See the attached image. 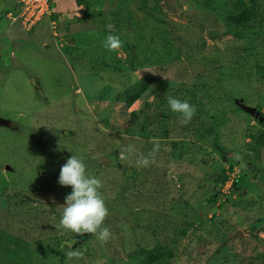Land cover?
<instances>
[{
	"label": "rangeland",
	"instance_id": "obj_1",
	"mask_svg": "<svg viewBox=\"0 0 264 264\" xmlns=\"http://www.w3.org/2000/svg\"><path fill=\"white\" fill-rule=\"evenodd\" d=\"M237 1L51 0L52 15L27 29L13 19L18 1L0 0V86L9 90H0V120L15 129L0 123V227L26 234L38 264H141L134 252L157 243L174 253L160 264H264V145L250 147L264 124L240 105L264 117V0L238 29L228 20ZM109 24L123 42L116 51L103 46ZM142 78L150 87L124 106L118 98ZM177 83L203 96L186 125L167 103ZM7 132L40 141L49 178L26 169L30 149L4 147ZM156 140L155 163L138 167ZM73 153L103 183L106 243L55 227L72 190L58 184L60 168ZM130 179L142 183L133 197L121 193ZM18 190L37 193L24 204L10 198Z\"/></svg>",
	"mask_w": 264,
	"mask_h": 264
},
{
	"label": "clouds",
	"instance_id": "obj_2",
	"mask_svg": "<svg viewBox=\"0 0 264 264\" xmlns=\"http://www.w3.org/2000/svg\"><path fill=\"white\" fill-rule=\"evenodd\" d=\"M18 1V0H17ZM18 7V6H17ZM109 35L103 41V46L109 51H116L123 46L119 35H114V26L107 25ZM167 103L171 111L178 113L180 122L188 124L193 119L197 108L190 104L187 99L181 100L173 96L167 97ZM160 150V142L153 141V147L145 156L140 153L135 161L138 167H149L155 163L156 154ZM124 151L131 152L133 147L127 146ZM58 184L71 186V192L65 196L64 208L57 229H67L76 233L77 236L95 234L101 242L106 243L111 230L104 224L109 215V209L100 192L103 187L101 179L87 174V165L83 156L73 153L61 166ZM66 255L71 258H81L83 253L78 250H70Z\"/></svg>",
	"mask_w": 264,
	"mask_h": 264
},
{
	"label": "trees",
	"instance_id": "obj_3",
	"mask_svg": "<svg viewBox=\"0 0 264 264\" xmlns=\"http://www.w3.org/2000/svg\"><path fill=\"white\" fill-rule=\"evenodd\" d=\"M155 1L160 4V1L162 0ZM241 1L242 5L240 6H238L239 4H241L239 1L234 4L237 11H231L228 14L229 22L235 24L236 29H238V27H240L241 25L248 24L254 16H257L259 11V5L257 0ZM79 5H81L80 2ZM228 31L229 29L226 30V33ZM211 35L216 36L217 33L212 32ZM126 45L128 48L130 46H133L132 44L128 43H126ZM129 60V68L132 69L134 67V61L131 59V55ZM119 67L122 69L125 66L124 64H121ZM212 79L213 78H211L210 80ZM150 84L151 80L149 78H142L125 88L122 92V95L118 99L124 106L129 107L133 103H135V101L139 99L146 90H148ZM196 87L197 85L187 86L184 84L177 83L175 85V88L173 89V97L179 98L181 100L187 99L190 104L196 106L197 112H199L201 111V100L199 99V97L202 98L203 96H197L195 91ZM9 128L15 130L13 125H9ZM32 140L38 146L42 145L40 141L35 139V137H32ZM263 145L264 130H262V133L259 135V137L254 140L250 147L252 151H256L259 150ZM41 147L45 149L47 153V159L52 160L49 159V156L51 157L50 152L46 150L44 146ZM48 160L41 170L42 175L48 171V166L50 162H48ZM141 185L142 183H139L137 179H130V181L127 182L124 181L121 193L130 197L136 196V192H139L141 190ZM36 193L37 192H34L32 190H18L13 195H11L10 198H19L22 203L28 204L31 202V200L28 199L27 195H34ZM1 199H4L3 202H5V205L9 201V197H1ZM25 235L26 234H21L0 227V264H38L37 259L35 258L36 250L33 248L32 244L25 237ZM47 250H52L53 253L61 255L60 258L62 261L65 260V255L61 251H57L51 246H48ZM173 254V249L169 245L157 243L153 247L140 246L138 250L134 252L133 257H135L141 264H160L163 260H168L172 258Z\"/></svg>",
	"mask_w": 264,
	"mask_h": 264
},
{
	"label": "crops",
	"instance_id": "obj_4",
	"mask_svg": "<svg viewBox=\"0 0 264 264\" xmlns=\"http://www.w3.org/2000/svg\"><path fill=\"white\" fill-rule=\"evenodd\" d=\"M18 73L19 72H15V71L10 72L8 74L9 82L13 80V81H15V84L18 85V77H19ZM2 85H4V86H0V90H2L4 92H8L9 90H6V83L2 84ZM10 89L12 90L11 87H10ZM15 89H17V88H15ZM2 120H3L4 124L7 125V126L14 124L13 123L14 121H12V120H8V119L7 120L6 119H2ZM7 135L11 136L10 139L6 138L3 141V137L1 138V140L3 141L2 143H3L4 147L7 148V146L8 147L10 146L12 149H14V152L18 151V150H20L22 148H25V147L27 149H30L31 152H32V156H31V158H30V160L28 162V165H27L26 169H28L29 172H31L32 175L39 176V178L42 179L43 181L46 180L47 178H49L48 175L45 176V177H43V175H40V170L45 166V164H46V162L48 160L47 159V153L44 151V149L42 147L37 146L34 141H32L31 139H29L27 137L22 136L21 134L13 135L12 132H7ZM19 153H20V151H19ZM0 162H5V160L3 158H0ZM12 169H14V168H12ZM12 169H10V171H7L6 173H12V171H13ZM6 170H9V169L6 168ZM20 170L21 169L19 168V171ZM19 174H21L22 176L24 175L23 172H19ZM3 175H5V174H3ZM10 181L12 182V180H10ZM26 182L27 181H23L21 186H19V187L17 186L15 188H24V187H26L25 186ZM27 187H29V186H27Z\"/></svg>",
	"mask_w": 264,
	"mask_h": 264
},
{
	"label": "built area",
	"instance_id": "obj_5",
	"mask_svg": "<svg viewBox=\"0 0 264 264\" xmlns=\"http://www.w3.org/2000/svg\"><path fill=\"white\" fill-rule=\"evenodd\" d=\"M18 3L13 19L24 28L32 29L45 16L52 15L51 0H18Z\"/></svg>",
	"mask_w": 264,
	"mask_h": 264
},
{
	"label": "water",
	"instance_id": "obj_6",
	"mask_svg": "<svg viewBox=\"0 0 264 264\" xmlns=\"http://www.w3.org/2000/svg\"><path fill=\"white\" fill-rule=\"evenodd\" d=\"M70 43H73V40H72V39L70 40ZM132 56H134V52H133ZM240 105H241L244 109L248 110L251 114H253V115H255L256 117H258V118H259V121L262 122V123L264 124V117L261 116L259 112H257L256 108H253V107L247 106V105L244 103V100H241V101H240ZM0 123H4V122H3L2 120H0ZM6 168H7V169H11L10 166H7ZM248 168H250V169H252V170H259L258 166H256V165H252V164H249V165H248ZM256 175H257V173H255V176H254V177H256Z\"/></svg>",
	"mask_w": 264,
	"mask_h": 264
}]
</instances>
